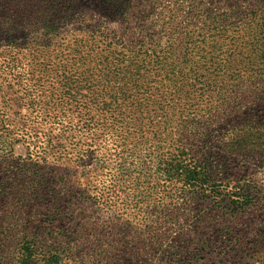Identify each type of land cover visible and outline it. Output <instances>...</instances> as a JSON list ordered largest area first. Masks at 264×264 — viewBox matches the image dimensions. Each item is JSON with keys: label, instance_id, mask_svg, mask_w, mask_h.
<instances>
[{"label": "rangeland", "instance_id": "1", "mask_svg": "<svg viewBox=\"0 0 264 264\" xmlns=\"http://www.w3.org/2000/svg\"><path fill=\"white\" fill-rule=\"evenodd\" d=\"M38 5L0 0V264H264V0Z\"/></svg>", "mask_w": 264, "mask_h": 264}, {"label": "trees", "instance_id": "2", "mask_svg": "<svg viewBox=\"0 0 264 264\" xmlns=\"http://www.w3.org/2000/svg\"><path fill=\"white\" fill-rule=\"evenodd\" d=\"M31 3L32 6H41L43 0H27ZM124 0H103L107 6L106 8L111 12L117 15L119 9L123 6ZM42 7V6H41ZM126 8V7H125ZM124 8V9H125ZM120 13V12H119ZM247 128L245 130H250V128H255L253 125L247 124ZM245 125L242 127L234 126V128H238V134H241L244 130ZM250 127V128H249ZM230 137V136H229ZM245 142V140H240L239 143ZM238 143V145H239ZM229 145H232V143ZM223 150V149H222ZM165 164V173L172 179L179 181L183 186H189L194 189L197 187H201L205 191L211 189L212 185L210 182L211 176V162L208 160H196L188 157V152L185 149H179L177 152L175 151L170 159L164 161ZM212 191V190H210ZM209 191V192H210ZM245 199V198H244ZM246 199L242 201H237L238 203H246ZM31 249L30 247L24 248L22 254H20V262H28L31 257ZM59 259V255L52 253L49 256H45L46 264H56Z\"/></svg>", "mask_w": 264, "mask_h": 264}]
</instances>
